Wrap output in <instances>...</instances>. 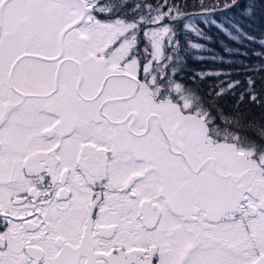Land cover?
Masks as SVG:
<instances>
[{
  "label": "snow or ice",
  "instance_id": "snow-or-ice-1",
  "mask_svg": "<svg viewBox=\"0 0 264 264\" xmlns=\"http://www.w3.org/2000/svg\"><path fill=\"white\" fill-rule=\"evenodd\" d=\"M257 20L264 0H0V264H264ZM201 23L259 45L244 80L189 74Z\"/></svg>",
  "mask_w": 264,
  "mask_h": 264
},
{
  "label": "trees",
  "instance_id": "trees-1",
  "mask_svg": "<svg viewBox=\"0 0 264 264\" xmlns=\"http://www.w3.org/2000/svg\"><path fill=\"white\" fill-rule=\"evenodd\" d=\"M200 27L204 28L205 31L209 33L213 37L210 42H207L208 48L211 49L209 52H201L197 53L198 55H203L208 57L203 61L196 60V59H189L188 60V72L189 74L197 71H203L208 69H222L224 71H231L233 73L232 79H240L244 80L248 73L245 71L244 65L254 64L257 62V58L253 56L254 51H260L258 44H251L245 41L244 45L237 44L231 41L228 37H226L223 33H221L215 26L206 27L202 23ZM252 34L256 35L258 38L262 31H264V23L260 20H257L255 23L250 24L248 29ZM191 39L193 42L196 43H205L204 40L195 37L194 34L191 35ZM225 47H233L239 48L241 52L248 53L247 56L244 55H236V54H229L224 51ZM224 56L225 60H232L234 63H221L219 61H213L210 59L211 56ZM226 79V78H225ZM218 79L215 77L207 78L205 81L202 82V87L205 90L210 89L214 85L218 83Z\"/></svg>",
  "mask_w": 264,
  "mask_h": 264
}]
</instances>
